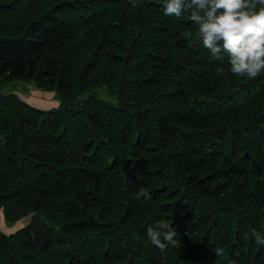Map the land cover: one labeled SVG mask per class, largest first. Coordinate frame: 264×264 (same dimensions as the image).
Returning <instances> with one entry per match:
<instances>
[{
    "label": "trees",
    "instance_id": "16d2710c",
    "mask_svg": "<svg viewBox=\"0 0 264 264\" xmlns=\"http://www.w3.org/2000/svg\"><path fill=\"white\" fill-rule=\"evenodd\" d=\"M163 3L0 0V222L31 216L0 226V264H264V71L232 74ZM160 220L180 248L151 244Z\"/></svg>",
    "mask_w": 264,
    "mask_h": 264
},
{
    "label": "clouds",
    "instance_id": "9594fccd",
    "mask_svg": "<svg viewBox=\"0 0 264 264\" xmlns=\"http://www.w3.org/2000/svg\"><path fill=\"white\" fill-rule=\"evenodd\" d=\"M131 2V0H130ZM164 15L180 17L187 13L197 26V35L211 58L222 61L227 57L229 71L239 77L255 79L264 71V0H164ZM191 38L192 32L183 33ZM216 71L222 72L218 67ZM140 191L135 198L147 197ZM176 228L164 220L147 228L151 244L164 251L171 245L180 248ZM252 237L264 245V235L253 230ZM215 255L225 264H236L223 248H214Z\"/></svg>",
    "mask_w": 264,
    "mask_h": 264
},
{
    "label": "rangeland",
    "instance_id": "374dc122",
    "mask_svg": "<svg viewBox=\"0 0 264 264\" xmlns=\"http://www.w3.org/2000/svg\"><path fill=\"white\" fill-rule=\"evenodd\" d=\"M21 85H24V82L23 83L19 82V81L18 82H16V81L11 82L4 88V92H13L14 89L21 88ZM26 86L30 90L32 89L30 91V94L34 92V89H36L32 84H29V83H26ZM97 96L99 98H101L102 100H104L110 104H113V105H116L118 102L117 97L114 94H110L106 87L98 88ZM34 104L38 105L36 103H34ZM54 104H58V103L53 100L52 96L46 95L42 99V104H39L38 106H40V108L43 107L44 109H46V108L49 109V108L54 107L53 106ZM0 213H1V211H0ZM30 217L31 216H28L26 218H23V219L17 221V222L11 223L9 227H12V228H8V225L6 224L4 218L2 217L1 222H0L1 229H2V231L6 232V233L15 232L17 229L22 228L21 226H25V224H27L30 221Z\"/></svg>",
    "mask_w": 264,
    "mask_h": 264
},
{
    "label": "crops",
    "instance_id": "0c3cea01",
    "mask_svg": "<svg viewBox=\"0 0 264 264\" xmlns=\"http://www.w3.org/2000/svg\"><path fill=\"white\" fill-rule=\"evenodd\" d=\"M16 82H18V81H16ZM19 82L23 83V81H19ZM31 90L26 86V82H24V85H21V88L14 89L13 92L17 93L23 100H25V101L33 104V105H35L34 103H36L38 105L42 104V99L46 95L52 96L53 100L59 104V101L57 99H55V97H54L55 96L54 92L40 90V89H34V92L30 94ZM58 104H54L53 106L57 107ZM38 105H35V106H38ZM38 107H40V106H38ZM41 108H43V107H41ZM46 109H48V108H46ZM21 227H23V226H21ZM8 228H12V227L8 226Z\"/></svg>",
    "mask_w": 264,
    "mask_h": 264
}]
</instances>
